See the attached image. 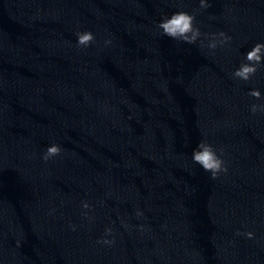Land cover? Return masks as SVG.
Here are the masks:
<instances>
[{"label": "clouds", "instance_id": "1", "mask_svg": "<svg viewBox=\"0 0 264 264\" xmlns=\"http://www.w3.org/2000/svg\"><path fill=\"white\" fill-rule=\"evenodd\" d=\"M200 5L202 8L210 7V4L206 3L205 0H200ZM195 16L184 11H177L171 14V16H165L157 25L161 30L162 35L167 36L173 40L181 41L187 44H194L197 39L201 36L200 29L194 27ZM77 44L78 46L87 47L90 45L95 37L92 32H78L77 34ZM219 36L223 39L221 43L230 40V37L225 36L224 33H219ZM106 43H110L107 41ZM201 46H203V41H201ZM217 41L215 35L212 38V41L208 44V47L211 49L216 48ZM247 63H241L240 67L233 73L235 78H239L243 81H248L253 77L257 71L258 66L264 63V43L255 44L250 51L246 53ZM250 96L260 99L261 93L259 90H252L249 93ZM251 111L255 114L257 111L264 112V105L253 104L251 106ZM61 148L53 144L52 146L46 149V152L43 156L45 161H48L50 158L60 155ZM192 160L194 163L199 164L202 169L206 172L211 173V178L215 179L219 172L227 171V168L224 166V161L218 157L216 150L212 147L211 144L201 141L197 148L192 152ZM84 208H88L87 203L83 204ZM140 213H138L139 215ZM111 229H106V234H111ZM247 237L251 239L253 233H246ZM98 243L111 244L113 241L104 239L98 241Z\"/></svg>", "mask_w": 264, "mask_h": 264}]
</instances>
